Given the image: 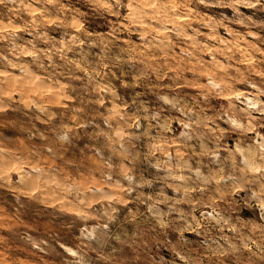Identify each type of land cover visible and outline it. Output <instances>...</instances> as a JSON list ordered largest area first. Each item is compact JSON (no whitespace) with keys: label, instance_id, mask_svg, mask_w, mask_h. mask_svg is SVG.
I'll return each instance as SVG.
<instances>
[{"label":"clouds","instance_id":"9594fccd","mask_svg":"<svg viewBox=\"0 0 264 264\" xmlns=\"http://www.w3.org/2000/svg\"><path fill=\"white\" fill-rule=\"evenodd\" d=\"M0 264H264V0H0Z\"/></svg>","mask_w":264,"mask_h":264}]
</instances>
